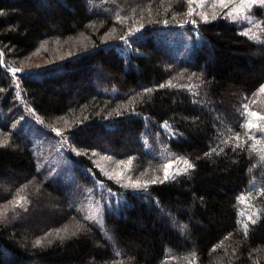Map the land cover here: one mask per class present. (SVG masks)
<instances>
[{"label":"trees","instance_id":"16d2710c","mask_svg":"<svg viewBox=\"0 0 264 264\" xmlns=\"http://www.w3.org/2000/svg\"><path fill=\"white\" fill-rule=\"evenodd\" d=\"M187 12L185 0H0V264H190L193 253L195 264H264V154L240 127L244 103L264 115V43ZM177 30L191 36L188 60L169 43ZM42 47L48 63L13 75ZM28 110L66 142L104 230L40 170L20 129ZM149 132L194 168L133 191L94 163V152L146 157Z\"/></svg>","mask_w":264,"mask_h":264},{"label":"rangeland","instance_id":"374dc122","mask_svg":"<svg viewBox=\"0 0 264 264\" xmlns=\"http://www.w3.org/2000/svg\"><path fill=\"white\" fill-rule=\"evenodd\" d=\"M201 0H194L193 8L195 14L196 12L205 13L210 20L214 14H217V18H223L229 20L232 24L236 25L242 33L247 32L246 35L251 40L264 43V4L257 3L253 5L251 10L245 9L244 15L251 17V22L243 17L237 18L235 14L229 18L222 14V10L219 5L215 8L211 7L212 0H204V7H198ZM241 0H233V4L230 5L234 7L239 4ZM164 3H161V5ZM230 9H225L223 12H227ZM196 15V14H195ZM198 16V15H197ZM201 18L200 16H198ZM202 19V18H201ZM203 20V19H202ZM193 29H197L196 23H191ZM186 24H182L184 26ZM142 32V31H140ZM138 32V34L140 33ZM197 40L202 39L201 35L197 30H193ZM135 35V34H134ZM123 42L128 43L126 38L122 39ZM119 42V41H117ZM169 43L171 44L175 55L181 59L188 60L190 49L192 47V39L189 33L185 30H177L175 34L169 35ZM45 47H42L30 58V66L26 70H20L18 72H36L37 68L34 67L41 64L48 63L46 59ZM178 50V51H177ZM137 53V52H135ZM33 65V66H32ZM33 67V68H32ZM18 69V68H14ZM13 70V69H12ZM18 72H13L16 75ZM20 99L21 95H19ZM29 116L26 123L20 129L23 130L28 141L33 144L36 151V156L39 162L40 170L54 182L64 185L70 192H72L71 205L77 209L83 211L86 215L93 216V221L102 230L105 229L104 213L101 204H99L93 193L85 189L83 186L79 185L77 180L72 173V167L74 165L73 161L66 156V142L60 137L48 134L40 124L32 116V111L28 110ZM261 126L264 127V121H261ZM166 134H172L173 131L164 127ZM255 133V140L257 139L261 146L260 151L264 154V138H261V133L253 130ZM145 155L146 157H139L138 155H110L111 153L106 152H94V163L102 171L105 176L114 175L118 172L124 173V178L120 181H116L122 187L126 189H131L133 191L139 190L140 188H134L131 186H126L129 184L128 178L131 180H139L141 184L152 183L153 180L157 182L164 180L163 165L167 163L170 159L175 160V158H181L177 153L172 152L169 148L165 147L163 139L153 132L146 134L145 139ZM183 159V158H182ZM131 160L132 164L127 166V161ZM141 161V163H139ZM127 166V170L126 169ZM184 165L182 162L174 163V167L171 171L176 169H183ZM119 202V200H117Z\"/></svg>","mask_w":264,"mask_h":264},{"label":"snow or ice","instance_id":"6c2138e0","mask_svg":"<svg viewBox=\"0 0 264 264\" xmlns=\"http://www.w3.org/2000/svg\"><path fill=\"white\" fill-rule=\"evenodd\" d=\"M185 3L188 5V12L187 15L192 16L193 12H194V8H193V3L194 0H185ZM257 3L260 4H264V0H241V2L239 4H236L234 7L230 8V5L233 4V0H212L211 2V7L215 8L217 6V4L219 5L220 9L222 10V14L225 16H228L229 18H231L234 14L237 18H245L248 19L249 22H251V17H247L244 15L245 13V9L247 8L248 10H251L253 5H256ZM198 7L203 8L204 7V0H201L200 4L198 5ZM225 9H230L227 12H223V10ZM196 15L200 16L205 22L208 21L209 17L203 13V12H196ZM217 18V14H214L212 16V19H216ZM167 21H165L166 23ZM191 23H196L195 20L190 21ZM134 31H139V29H134ZM244 35H248L247 32L243 33ZM3 52H0V64L3 63L2 57H3ZM13 72H18L19 69H13ZM171 87L173 86L171 84V82H169L167 85H160V87ZM146 91H151V89H147ZM259 93H264V86H261L258 90ZM252 103H255V101H252ZM242 111L240 113L241 117L244 118V123H242L240 125L241 129L244 130V135L246 137H248V139H254L255 138V133L253 132V130L255 129L256 131L261 133V138H264V127L261 126V121H264V115L256 112V111H250L249 110V104L248 103H244L242 105ZM241 138V134L240 133H236L233 137H230V139L235 140V141H239ZM259 141H257L258 143ZM222 143L227 144L228 140H223ZM3 146V145H0ZM242 145L240 143L236 144V147H241ZM253 150H255V146L251 145L250 146ZM220 151H223V149L221 148ZM217 150L216 148H213L210 152L205 153V155H212L213 153H216ZM261 159H264V157H262ZM182 162L184 167L183 169H176L174 172L171 171L174 167V163H180ZM132 164V161L129 160L127 161V166H130ZM127 166L126 169L127 170ZM194 168V165L187 159H182V158H175V160L170 159L167 163H165L163 165V173H164V180H168L170 178H175V176L180 175L182 173H186L188 170ZM124 178V173L123 172H118L115 173L114 175H109V179H115L117 181H120L121 179ZM129 180V184L126 186H131L134 188H140V187H147V183L145 184H141V182L139 180H131V178H128ZM163 182V181H161ZM152 183H156V180H153ZM261 195H264V193H261ZM239 203H244L246 200V197L241 196L237 198ZM22 201H26L25 197H19L18 200H16L13 203V207H20L22 206L21 202ZM7 212V208L5 207L4 213H0V217H2L3 215H6ZM238 215L243 216L244 213H238ZM253 215L256 216V219H253L252 216H248L247 218V222L241 221L240 222V230L243 232V234L245 235V237H247L248 235V231H249V223L251 224H256L257 220L259 219V214L258 213H254ZM94 217L93 216H89V215H85L84 216V220H92ZM75 231H72L71 233H69V228L68 227H64L62 229L57 230L56 235L60 238H64L61 233L64 234H70V235H75L77 231H81L84 227L83 224L77 222L74 226ZM48 235H51V233H49ZM231 235V234H229ZM225 239H228V236L225 237ZM42 243L41 240H37L36 241V245H40ZM223 245V241L220 242V244L216 245L213 247V249L211 251H215L216 248L221 247ZM193 260L190 262V264H195V254L193 253Z\"/></svg>","mask_w":264,"mask_h":264}]
</instances>
